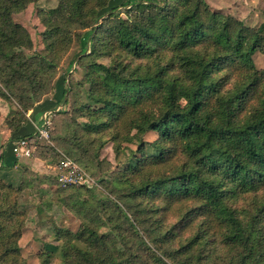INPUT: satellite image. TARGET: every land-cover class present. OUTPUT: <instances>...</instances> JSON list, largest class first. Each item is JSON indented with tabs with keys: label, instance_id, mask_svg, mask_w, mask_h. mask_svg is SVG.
<instances>
[{
	"label": "trees",
	"instance_id": "trees-1",
	"mask_svg": "<svg viewBox=\"0 0 264 264\" xmlns=\"http://www.w3.org/2000/svg\"><path fill=\"white\" fill-rule=\"evenodd\" d=\"M36 1L0 0V96L18 107L8 126L55 87L77 39L87 102L71 105L88 137L72 128L66 152L86 170L94 142L95 160L105 141L124 156L108 195L73 196L85 218L57 229L40 264L54 249L70 264H264V66L253 59L264 21L251 28L206 0H58L43 17L47 54L26 57L32 40L12 14ZM64 79L58 103L72 91ZM22 179L0 176V264H26Z\"/></svg>",
	"mask_w": 264,
	"mask_h": 264
},
{
	"label": "rangeland",
	"instance_id": "rangeland-1",
	"mask_svg": "<svg viewBox=\"0 0 264 264\" xmlns=\"http://www.w3.org/2000/svg\"><path fill=\"white\" fill-rule=\"evenodd\" d=\"M154 1L157 2L158 0ZM206 1L212 8L233 15L251 28L257 27L264 21V0ZM57 2L58 0H37L36 2L29 3L24 9L12 14V20L24 26L28 30L32 40L31 48H21L24 56L29 57L35 53L41 55L47 54L43 41V32L46 29L43 17L47 11L56 7ZM79 50L80 44L76 39L56 65L55 79H53L55 80V87L49 88L46 93L45 90L48 88L41 89L43 93L40 100L35 103L36 108L40 102H45L50 97L53 98V93H57L59 88L61 76L65 77L64 87L72 85V91L66 95L67 102L56 106L57 108L60 107V109L52 117L50 138L38 139L37 143H33V154L22 160L23 162L29 161L32 157L36 156L44 164L43 167L41 166V168L33 170L28 168L25 163V169L19 178V181L23 178L22 180L29 182V185L25 184L20 196V202L25 205L27 211L25 229L19 240L26 264H40L45 258L39 256V253L50 250L48 246L55 248L60 244V241L56 240L58 228H65L71 231L78 229L85 216L82 211H76V205H73L74 201L71 199L77 193L80 198L91 200L108 195V191L105 189V180H107L111 171L118 165H121L124 160V156L121 153L113 151L110 141H105L104 146L98 152L96 160L92 158V154L98 150L96 149L97 142H94L89 154L84 156V159H87L91 165V170H86L87 168H84L80 164L82 160L78 155L67 153V142L64 141V138L70 135L72 128H77L78 133L83 134L84 138L88 137L84 129L75 125L76 121H84V118H77L71 105L74 99H78L83 103L87 102L85 87L76 84L84 73L82 67L83 60L77 57ZM253 59L257 67L264 66V54L262 52H255ZM98 61L108 63V59L106 58H99ZM12 97L14 99L11 98L10 100L11 113L9 114L16 116L14 112L16 108L18 109L16 105L17 99L14 96ZM55 108H52V110ZM34 109L27 111L26 114ZM64 157L74 160L90 175L93 183L89 187L76 188L77 186H73L61 188L58 185L59 183L56 181L54 175L58 162ZM105 228L101 227V230H105ZM50 254L51 258L47 264H70V257L64 260L61 257L59 249H54Z\"/></svg>",
	"mask_w": 264,
	"mask_h": 264
},
{
	"label": "crops",
	"instance_id": "crops-1",
	"mask_svg": "<svg viewBox=\"0 0 264 264\" xmlns=\"http://www.w3.org/2000/svg\"><path fill=\"white\" fill-rule=\"evenodd\" d=\"M60 89V85L58 90ZM45 102H40L36 108L26 114V121L21 124L18 130H11L7 124V116L11 113L10 103L0 96V176L6 181L19 182V178L23 174L26 166L30 169L37 170L43 167L44 164L36 156L29 161H22L23 158H18L9 150L10 144L14 139L21 137L24 134L35 133V127L39 123L42 114L55 108L58 104L56 100L59 91ZM54 106V107H53ZM24 163V164H23Z\"/></svg>",
	"mask_w": 264,
	"mask_h": 264
},
{
	"label": "built area",
	"instance_id": "built-area-1",
	"mask_svg": "<svg viewBox=\"0 0 264 264\" xmlns=\"http://www.w3.org/2000/svg\"><path fill=\"white\" fill-rule=\"evenodd\" d=\"M60 109L55 108L45 111L39 123L35 127L33 138L19 137L10 144L11 152L18 158H28L33 154V140L49 139L52 117ZM56 180L60 186L68 185H91L93 183L90 175L83 170L74 160L69 157L60 159L56 166Z\"/></svg>",
	"mask_w": 264,
	"mask_h": 264
}]
</instances>
